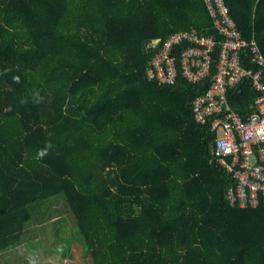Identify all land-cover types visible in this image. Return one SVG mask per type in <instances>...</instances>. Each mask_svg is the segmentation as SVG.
Segmentation results:
<instances>
[{
    "label": "trees",
    "instance_id": "1",
    "mask_svg": "<svg viewBox=\"0 0 264 264\" xmlns=\"http://www.w3.org/2000/svg\"><path fill=\"white\" fill-rule=\"evenodd\" d=\"M224 2L264 58V0ZM191 29L221 41L203 0H0V252L61 195L93 264H264V207L229 205L192 117L218 46L199 83L146 77L148 45ZM256 96L227 93L243 116Z\"/></svg>",
    "mask_w": 264,
    "mask_h": 264
},
{
    "label": "built area",
    "instance_id": "2",
    "mask_svg": "<svg viewBox=\"0 0 264 264\" xmlns=\"http://www.w3.org/2000/svg\"><path fill=\"white\" fill-rule=\"evenodd\" d=\"M203 2L221 41L194 29L175 32L160 46L159 40H153L148 45L154 52L146 77L158 86L174 85L178 75L188 83H199L210 76L212 54L218 46L211 85L192 101V117L199 125L209 124L215 133L209 153L233 180L226 192L229 205L264 207V58L254 39L242 38L224 0ZM183 44L177 61L174 47ZM244 81L257 92L246 116L234 110L227 97Z\"/></svg>",
    "mask_w": 264,
    "mask_h": 264
},
{
    "label": "rangeland",
    "instance_id": "3",
    "mask_svg": "<svg viewBox=\"0 0 264 264\" xmlns=\"http://www.w3.org/2000/svg\"><path fill=\"white\" fill-rule=\"evenodd\" d=\"M33 216L34 223L23 237L24 249L12 248L7 255L0 252V264L28 261L34 251L39 254V264H93L63 196L45 201Z\"/></svg>",
    "mask_w": 264,
    "mask_h": 264
},
{
    "label": "clouds",
    "instance_id": "4",
    "mask_svg": "<svg viewBox=\"0 0 264 264\" xmlns=\"http://www.w3.org/2000/svg\"><path fill=\"white\" fill-rule=\"evenodd\" d=\"M14 80L16 82H19V77H14ZM51 147H52V144H51L50 139L46 140L45 146L37 151L36 158L37 159H43L45 156H47L48 151ZM38 256H39V254L35 251L33 253H31L29 255V258H28V264H39Z\"/></svg>",
    "mask_w": 264,
    "mask_h": 264
}]
</instances>
